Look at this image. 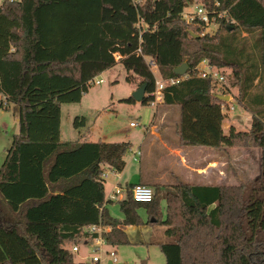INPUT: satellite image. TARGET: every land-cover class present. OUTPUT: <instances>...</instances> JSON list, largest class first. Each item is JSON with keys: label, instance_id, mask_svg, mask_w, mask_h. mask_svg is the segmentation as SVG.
Returning a JSON list of instances; mask_svg holds the SVG:
<instances>
[{"label": "trees", "instance_id": "16d2710c", "mask_svg": "<svg viewBox=\"0 0 264 264\" xmlns=\"http://www.w3.org/2000/svg\"><path fill=\"white\" fill-rule=\"evenodd\" d=\"M195 4L215 11L214 33L184 19ZM149 60L163 79L188 64L187 77L162 89V102L180 108L183 144L260 148L261 170L247 184L168 185L165 207L160 184L149 202L135 200L132 185L118 219L105 206L103 174L124 170L131 143L63 140L61 104L80 102L90 81L118 63L133 73L128 81L146 84L142 103L150 104L157 79ZM203 60L225 76L231 69L249 128L224 130L226 100L214 93H231L200 76ZM0 95L19 122L0 166V264H99L76 261L69 248L94 242L89 227L99 222L114 246L131 243L128 225H164L165 264H264V0H4Z\"/></svg>", "mask_w": 264, "mask_h": 264}, {"label": "rangeland", "instance_id": "374dc122", "mask_svg": "<svg viewBox=\"0 0 264 264\" xmlns=\"http://www.w3.org/2000/svg\"><path fill=\"white\" fill-rule=\"evenodd\" d=\"M4 0H0V4ZM217 23H211L207 27V30L214 33L218 29ZM246 33H243V36ZM155 76L159 79L161 76L158 73L156 67H153ZM227 88L231 94L229 101L230 110H228V117L233 119L238 125L239 130H244L250 127L252 122V114L240 104L239 87L234 85L235 78L231 69H226ZM133 75L132 72H128L121 63L116 64L110 69L102 72L96 76V79L103 78L105 81L102 83H93L88 88V91L83 94L80 102H68L61 104V136L66 141H97L99 139L105 141L119 142V141H131L132 148L126 154L130 157L133 153L132 150L138 148L141 139L144 137V131L149 124L155 119V113L157 111V104H143L142 102H126L124 99H128L132 96L133 92L139 88L136 79L134 81H128L127 77ZM227 111V110H226ZM225 112V111H224ZM169 118V126L172 128L174 123V116L176 117V123L179 121V115L171 114ZM77 120H84V124L75 125ZM131 121L135 122V125H131ZM175 131V137L178 141V135L176 133L177 126L173 128ZM19 132V122L16 113V107L11 104L9 108L0 107V166L4 162V159L9 149L13 135ZM148 139L151 134H147ZM165 136V135H164ZM166 137V136H165ZM172 139V138H171ZM173 138L170 142L176 140ZM183 151L187 154L190 152L192 157L189 163L202 162L204 152L212 154L216 152L218 158L224 157L232 160L226 164L230 169L227 180H221L219 178L214 179L215 183L226 184H247L253 180L261 170V149L260 148H248V147H233L226 148V152L233 151L230 156L227 154H219L218 148L209 146H193L182 144ZM145 149V145L142 146ZM163 148L157 146L152 154V159L145 167V173L149 176L155 175L160 178L163 172L168 173V178H177V182H188L185 180L184 170L181 167H173L172 160L167 155L163 154ZM209 150V151H208ZM257 150V151H256ZM259 152V155H258ZM149 157L148 159H150ZM146 158V157H145ZM226 166L224 168H226ZM223 168V170H224ZM216 170H219L218 168ZM105 174L108 176L106 179V189L110 194L116 182V174L106 167ZM193 181L195 177H191L190 173L186 174ZM255 176V177H254ZM254 177V178H253ZM253 178V179H250ZM164 180V179H163ZM202 181V180H198ZM155 188V187H154ZM168 185L159 187V194L161 195V205H166V192ZM155 191V189H154ZM112 194V193H111ZM122 194L118 195L115 200L106 202V208L110 215L115 218L123 219L124 214L121 211L119 199ZM139 213L142 216L144 222H147L148 214L145 209H139ZM165 226L160 223L148 224L141 223L138 225L128 226L127 232L131 243L122 245H110L103 242L101 248L96 253L100 255L99 264H109V261L116 258L112 264H165L166 257L160 249L159 243L167 241L165 236ZM79 251H73L74 258L76 260H90V255L94 254L95 242L84 243L80 241L78 243ZM75 244H70L69 248ZM114 251L115 255L110 254Z\"/></svg>", "mask_w": 264, "mask_h": 264}, {"label": "crops", "instance_id": "0c3cea01", "mask_svg": "<svg viewBox=\"0 0 264 264\" xmlns=\"http://www.w3.org/2000/svg\"><path fill=\"white\" fill-rule=\"evenodd\" d=\"M159 79H163V78L160 77ZM214 94L215 95L217 94L228 95V94H222L218 91H216ZM228 96L229 98L226 97L225 99H226V103L229 105L228 100L231 99V95H228ZM175 113L179 115V119H180L179 106L177 105L168 106V105H165L162 101L157 103V111L154 117L155 119L153 120L151 124H149L147 129H145L144 131L145 135L141 139V142L138 148H136L135 150H132L133 154L130 157L125 156L126 166L124 170L121 172H116L110 168L111 171H113L116 174L115 177H116V182H117V184L114 186L113 190L111 191L112 194L114 193L115 188L117 186L122 188V192H121L122 195L120 199H124L128 195L129 187L137 183L147 184L151 186L153 189H156L155 187L156 184L174 185L178 183L177 182L178 179L176 177L172 179H170L171 177L168 178V173L166 171L162 173L160 178L155 175L149 176L148 174L145 173V167L146 165L149 164L150 160L152 159L151 156L153 154L154 149L157 146H161L163 148L162 149L163 154L171 158L172 160L171 164L173 165V167H181L185 169L184 170V172H186L184 173L185 180H188V182H185V183L226 184V183H215L213 180L216 178H219L221 180L228 179V174L230 172V169L226 166V164L229 163L230 161L232 162V160H230L227 157H224V159H222V157L218 158L217 155H215V153L218 151L210 154V151L208 150L209 152L203 153V157L205 159L202 160V162L194 163L192 161V163L191 162L189 163V160L192 157H188V155H191V153L189 152L187 154L186 151H183V146H182L183 143L180 141L179 134L176 130V133L178 135V141H177L175 137V131L173 129L175 127V124L176 126H178L179 121L178 123H176L175 121L176 117L174 116L173 127L171 128L168 124L169 118L172 117L171 114L175 115ZM224 113L226 114V118L223 120V123H222L224 130L227 132L231 126L239 130L236 122H234L233 119L228 117L226 112ZM148 133L151 134L152 136L149 139L147 136ZM171 138L172 139L175 138L176 140H174L173 142H170V140H172ZM128 142L131 143V141H128ZM143 145H145V149L142 147ZM132 147L133 146L131 143V148ZM226 148L219 149V151H221L219 154L224 153V154H227V156H230L229 154H232L233 151L231 150V152H226L225 151ZM230 148H233V147H230ZM258 155H259V152H258ZM149 157L151 158L148 159ZM225 166L226 168H224ZM217 168L219 170H216ZM187 172L190 173L191 177H195L196 179L193 181V179H191L189 176L186 175ZM107 176H108L107 174L103 175L105 182H106L105 177ZM253 178H250V179H253ZM198 180H202V181H198ZM227 185H230V184H227ZM111 193L110 194L108 193L106 189V184H105L106 202L111 200L110 199V196L112 195ZM105 206H106V203H105ZM128 226L126 227V230L128 229ZM109 230H110V227L107 228V231ZM76 261H86V260H76ZM112 263L113 262L110 260L109 264H112Z\"/></svg>", "mask_w": 264, "mask_h": 264}, {"label": "built area", "instance_id": "2783aa9c", "mask_svg": "<svg viewBox=\"0 0 264 264\" xmlns=\"http://www.w3.org/2000/svg\"><path fill=\"white\" fill-rule=\"evenodd\" d=\"M215 5L216 6L219 5V2L216 1ZM212 13H215V11H213ZM212 13L209 11V9L205 5L195 4L194 6L186 7L184 9L183 17L188 23H193L196 21L199 24L205 23V24L209 25L211 23ZM206 31H207V28H206ZM116 57L118 58L119 56L116 55ZM149 64L152 67H156V64L154 63L153 60H149ZM197 69L200 73V76H202L204 78H211V79L215 80L217 82L218 86H225V84L227 83V78L222 73V71L216 67H212L207 60H203L197 66ZM183 77H187V73L185 75L174 76V77H170L167 79H157L155 91L151 93L152 96L154 97V99L151 103L157 104V103L161 102L163 100L162 89L164 88V86L168 83H171V84L177 83ZM104 81L105 80L103 78L96 79V77H95L94 79H92L90 81V84L102 83ZM3 99H4V97L0 95V102L3 101ZM230 108H233V107H230V105H228L227 103L222 104V109L226 113H228V110H230ZM130 124L135 125L136 123L132 121ZM103 175H105V174H103ZM121 192H122V188L117 186L115 188L114 193L110 196V199L111 200L117 199L118 195L121 194ZM131 192H132L133 198L137 201H140V202H149V201H152L154 198V189L147 184L137 183V184L133 185V187L131 188ZM89 230L92 232H97L99 234V236L97 238H95V240H94L96 245H95V248L93 250L94 254L90 255V261L100 262V259H101L100 255L96 252H97V250H99L101 248L102 243L105 242V240L102 236V233H103V231L107 230V227H105L102 224V222H99L98 224L91 225L89 227ZM72 249L74 252L79 251L78 244H75ZM110 254L112 256L115 255L114 251H111ZM114 260H116L115 257L111 261L114 262Z\"/></svg>", "mask_w": 264, "mask_h": 264}, {"label": "water", "instance_id": "95a60500", "mask_svg": "<svg viewBox=\"0 0 264 264\" xmlns=\"http://www.w3.org/2000/svg\"><path fill=\"white\" fill-rule=\"evenodd\" d=\"M190 33L195 36V37H200L199 34L197 33H194L193 31H190ZM187 70H188V64L187 63H183L182 65L176 67L174 69V72L177 74V75H185L187 73ZM220 98H223L225 99L226 97L229 98L228 95H220V94H217ZM132 96L134 97V99L138 102H142L146 96V84H142L138 89H136ZM226 100V99H225ZM152 221H156V219L153 217L152 218Z\"/></svg>", "mask_w": 264, "mask_h": 264}]
</instances>
